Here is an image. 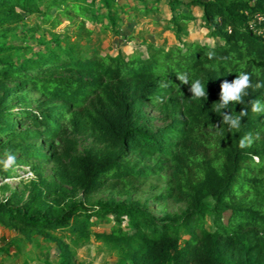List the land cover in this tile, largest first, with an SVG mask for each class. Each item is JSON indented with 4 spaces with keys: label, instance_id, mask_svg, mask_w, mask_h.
Masks as SVG:
<instances>
[{
    "label": "trees",
    "instance_id": "obj_1",
    "mask_svg": "<svg viewBox=\"0 0 264 264\" xmlns=\"http://www.w3.org/2000/svg\"><path fill=\"white\" fill-rule=\"evenodd\" d=\"M132 1L0 0V38L31 17L52 31L67 22L87 39V22L116 37L122 16L159 24L154 13L163 0ZM165 1L164 28L178 41L167 51L147 43L145 56L119 48L103 55L57 36L36 51L0 43V154L15 157L7 170L0 165V177L10 178L14 165L37 164L21 192L0 187L10 192L0 200V225L30 243L53 242L59 264L75 260L54 233L73 242L93 234L116 253V264H264V39L247 31L251 18H264V0ZM193 8L219 44L181 40ZM241 73L250 77L247 95L217 111L221 83ZM197 79L207 98L189 92ZM224 113L240 117L239 127L230 129ZM45 164L50 181L41 176ZM145 187L160 191L156 206L171 203L178 212L157 218L132 202ZM101 192L126 198L95 200ZM98 221L113 222L109 232L93 233Z\"/></svg>",
    "mask_w": 264,
    "mask_h": 264
},
{
    "label": "rangeland",
    "instance_id": "obj_2",
    "mask_svg": "<svg viewBox=\"0 0 264 264\" xmlns=\"http://www.w3.org/2000/svg\"><path fill=\"white\" fill-rule=\"evenodd\" d=\"M120 1L127 2L130 5H135V2L132 0ZM168 12L169 9L166 5V1L163 0V2L159 5V11L154 13L155 15L153 14L156 16L155 21L159 22L162 18H168ZM122 18L125 19L124 16H122ZM61 20H64V18L61 17ZM140 20L142 21L140 24L130 23L125 20V23L121 25V31L117 37L109 32L103 33L99 25L87 22L85 25L86 28L92 31V34L89 35V38L87 39L86 34H83L79 30H75L74 26H68L67 22L52 31L46 24L41 22L40 18L31 17L25 20L24 24L11 27L5 36L0 38V43L12 46H21L26 49L34 48L36 51L38 49H43L45 47V43L50 42V39L55 36L61 37L62 39L70 37L69 42L75 43L79 39L78 43L81 46L88 44V48L91 51L99 48L103 55L109 54L112 56L116 54L118 48L125 56H130L134 53H140L145 56V46L147 43L154 45L156 48H165L166 51L170 49V46L167 44L168 34H164V30L161 31V26H163L161 23L157 25L151 24V26H148L147 21H144L142 18ZM67 26V36H64L63 31ZM187 28L189 35L182 37V41H195L198 42V44L206 43L209 45L216 44L208 41L207 33L202 30L199 23L194 22L188 24ZM165 35L166 37H163ZM87 40L89 43H87ZM217 44H219V42H217ZM175 45H178V41H176L173 46ZM31 96L33 98L37 97L36 94H31ZM148 111L152 117H158L155 112H152L151 110ZM154 125L158 127L160 126V122L155 121ZM8 155L9 154L6 153L0 154V165L7 160ZM36 165L37 164L35 162L31 161L25 166L14 165V171L12 172L10 178L2 179L0 177V187L7 184L11 188V191L15 190L17 192H21L25 184L32 179H36L34 173L30 172V168ZM40 171L42 174L41 176L44 179L47 181L52 180L50 165H43ZM150 184L153 186L157 185V183L153 180ZM160 185L161 187H164L163 183ZM159 192V190H151L150 187H145L140 193L130 196L129 198L132 202L145 203L146 206H150L152 208V214L157 218H161L165 212L170 214L178 212L179 207L174 206L171 203H168L163 207L156 206L153 201V196ZM9 195V191L4 195L0 192V200L8 197ZM125 198V196H116L111 192H101L94 197L95 200L109 201L110 199H113L115 202L124 201ZM207 221L210 222V219L208 218ZM112 225L113 222L103 223L102 221H98L95 225H93L91 230L93 233H106L109 232V228ZM0 232V235H2V241L0 243H3V249L0 251V264H58L56 247L54 245H50L52 249L51 256L50 253H48L49 248L46 246L47 243L53 244V242H49L45 238H42V236H39L36 238V242L33 243V241H31L30 243L27 242L20 234L16 233L15 230L5 228L1 225ZM54 234L69 244V250L73 253L75 264H116L113 258L114 256L117 257V255H113L114 252L109 251L106 242L103 240H96L93 237V234L89 235L88 240H78L74 242L72 241L73 237L69 235H64L62 233ZM183 234L184 238H188V235L185 233ZM38 246L40 248H38Z\"/></svg>",
    "mask_w": 264,
    "mask_h": 264
},
{
    "label": "clouds",
    "instance_id": "obj_3",
    "mask_svg": "<svg viewBox=\"0 0 264 264\" xmlns=\"http://www.w3.org/2000/svg\"><path fill=\"white\" fill-rule=\"evenodd\" d=\"M212 53H209L211 56ZM177 79L183 85H188L189 80L187 75H178ZM162 87H166L167 85H161ZM250 77L247 73H241L237 76L231 83L228 81H223L220 85V94H219V104L217 106V111L220 109L227 108L229 103H241L243 97L247 95V89L250 87ZM189 92L192 94L194 99L207 98V93L205 92L204 86L199 79L195 80L191 86L189 87ZM256 102L253 104V111H259L260 109L257 107ZM245 111L241 112V115H246ZM240 117L233 118L229 114H223V122L228 124L230 129L239 127ZM241 146L243 147V141L241 142ZM15 161V157L13 155H8L7 160L4 162V168L7 170L10 166L13 165ZM31 175V174H30Z\"/></svg>",
    "mask_w": 264,
    "mask_h": 264
},
{
    "label": "crops",
    "instance_id": "obj_4",
    "mask_svg": "<svg viewBox=\"0 0 264 264\" xmlns=\"http://www.w3.org/2000/svg\"><path fill=\"white\" fill-rule=\"evenodd\" d=\"M163 2V1H162ZM161 4V3H160ZM159 4V5H160ZM166 4H167V1H166ZM159 5H158V8H159ZM192 14H193V16L195 17V20L193 21V22H191V23H194V22H197V23H199L200 24V27L202 28V30H204L206 33H208L207 32V30L204 28V27H202V20H201V18H202V15H203V12H202V10L200 9V8H193L192 9ZM168 15H169V17L168 18H162L160 21H159V23H161L163 26H161V31H165L164 32V34H168L167 35V38H168V46H170V48L171 47H173V45L176 43V41H177V39H176V37L173 35V33L171 32V31H169V30H165V28L164 27H166V22H167V20H169V18H170V12H168ZM141 19V18H140ZM126 20V18L124 19V21ZM144 20V19H143ZM162 20H163V22H162ZM164 20H165V22H164ZM127 21V20H126ZM145 21V20H144ZM128 22H130V21H128ZM142 21L140 20V22L139 23H136V24H140ZM147 22H149L148 20H147ZM125 23V22H124ZM130 23H133V22H130ZM191 23H189V24H191ZM148 26H149V23H148ZM151 26V25H150ZM187 32H188V28H187ZM189 35V32H188V34H187V36ZM163 37H166V35L165 36H163ZM176 40V41H175ZM208 41L209 42H214V43H216L215 45H217V42H218V39H215V38H209L208 37ZM184 42H186V41H184ZM186 43H198V42H195V41H193V42H191V41H188V42H186ZM200 44H202V45H208V46H215V45H213V44H211V45H209V44H206V43H200ZM156 45V44H155ZM166 50V49H165ZM116 54H117V51H116ZM115 54V55H116ZM128 56V55H127ZM1 233V232H0ZM2 239V235H0V242L2 241L1 240ZM50 245H54V244H51V243H47L46 244V246L49 248V251H48V253H50V255L52 256V249H51V247H50ZM55 246V245H54ZM38 248H40L39 246H38ZM2 249H3V243H0V251H2ZM46 254V253H45ZM116 255V253H113V255ZM46 256V255H45ZM58 259V258H57ZM113 260H115V262H117V260H118V258L117 257H115L114 256V258H113ZM46 264H49V263H46ZM58 264H59V262H58Z\"/></svg>",
    "mask_w": 264,
    "mask_h": 264
},
{
    "label": "built area",
    "instance_id": "obj_5",
    "mask_svg": "<svg viewBox=\"0 0 264 264\" xmlns=\"http://www.w3.org/2000/svg\"><path fill=\"white\" fill-rule=\"evenodd\" d=\"M247 31L264 39V18L261 16L251 18L247 25Z\"/></svg>",
    "mask_w": 264,
    "mask_h": 264
}]
</instances>
